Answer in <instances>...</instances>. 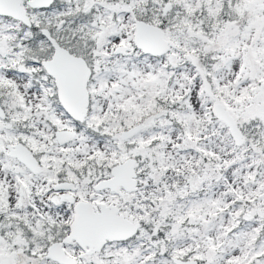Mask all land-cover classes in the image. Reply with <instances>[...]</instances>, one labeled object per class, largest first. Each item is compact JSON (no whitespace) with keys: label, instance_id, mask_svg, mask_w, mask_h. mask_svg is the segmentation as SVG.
<instances>
[{"label":"snow or ice","instance_id":"snow-or-ice-1","mask_svg":"<svg viewBox=\"0 0 264 264\" xmlns=\"http://www.w3.org/2000/svg\"><path fill=\"white\" fill-rule=\"evenodd\" d=\"M0 264H264V0H0Z\"/></svg>","mask_w":264,"mask_h":264}]
</instances>
